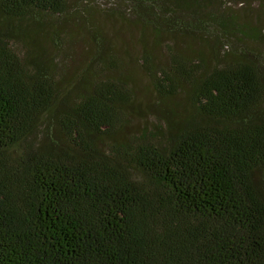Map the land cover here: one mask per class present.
Listing matches in <instances>:
<instances>
[{
	"label": "trees",
	"instance_id": "trees-1",
	"mask_svg": "<svg viewBox=\"0 0 264 264\" xmlns=\"http://www.w3.org/2000/svg\"><path fill=\"white\" fill-rule=\"evenodd\" d=\"M62 5L0 0V264H264L263 65L233 51L205 75L175 58L157 92L190 87L177 131L163 119L126 136L133 100L112 79L59 117L66 42L53 41L59 57L35 53L18 20Z\"/></svg>",
	"mask_w": 264,
	"mask_h": 264
},
{
	"label": "rangeland",
	"instance_id": "rangeland-1",
	"mask_svg": "<svg viewBox=\"0 0 264 264\" xmlns=\"http://www.w3.org/2000/svg\"><path fill=\"white\" fill-rule=\"evenodd\" d=\"M145 1L63 0L62 14L34 11L18 20L35 53L59 57L53 41L66 42V54L54 65L61 98L52 113L61 117L98 81L119 80L133 100L126 136L164 127L163 119L177 131L192 110L190 87L181 81L173 98L157 92L175 58L198 63L206 75L217 59L248 51L264 69V0H157V12L144 9ZM52 126L55 141L64 145L63 133ZM257 180L264 193V171Z\"/></svg>",
	"mask_w": 264,
	"mask_h": 264
}]
</instances>
